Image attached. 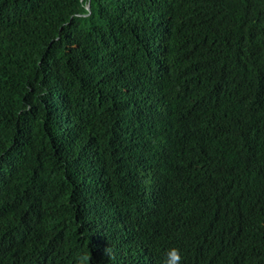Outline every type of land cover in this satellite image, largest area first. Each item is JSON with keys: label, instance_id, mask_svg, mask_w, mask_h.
<instances>
[{"label": "trees", "instance_id": "16d2710c", "mask_svg": "<svg viewBox=\"0 0 264 264\" xmlns=\"http://www.w3.org/2000/svg\"><path fill=\"white\" fill-rule=\"evenodd\" d=\"M165 251L264 264V0H0V264Z\"/></svg>", "mask_w": 264, "mask_h": 264}, {"label": "clouds", "instance_id": "9594fccd", "mask_svg": "<svg viewBox=\"0 0 264 264\" xmlns=\"http://www.w3.org/2000/svg\"><path fill=\"white\" fill-rule=\"evenodd\" d=\"M179 181H180V177H178V181H177L178 184H179ZM159 204H160V203H158L153 209H151V211H152L153 213H155V212L157 211V209H158V207H159ZM118 251L121 252V253H123V251L120 250L119 248H118ZM167 253H168V252L165 251V253L163 254V258H162L161 264H163V261H165V260H171V261L175 262V264H176V260H175V258H174L172 255L167 254ZM158 263L160 264L159 261H158Z\"/></svg>", "mask_w": 264, "mask_h": 264}, {"label": "water", "instance_id": "95a60500", "mask_svg": "<svg viewBox=\"0 0 264 264\" xmlns=\"http://www.w3.org/2000/svg\"><path fill=\"white\" fill-rule=\"evenodd\" d=\"M87 9H89V6H87Z\"/></svg>", "mask_w": 264, "mask_h": 264}]
</instances>
